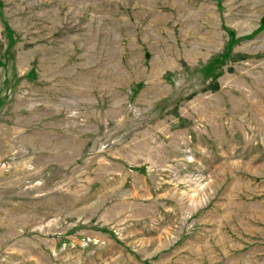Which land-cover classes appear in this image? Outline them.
<instances>
[{"label": "rangeland", "instance_id": "1", "mask_svg": "<svg viewBox=\"0 0 264 264\" xmlns=\"http://www.w3.org/2000/svg\"><path fill=\"white\" fill-rule=\"evenodd\" d=\"M0 264H264V0H0Z\"/></svg>", "mask_w": 264, "mask_h": 264}]
</instances>
